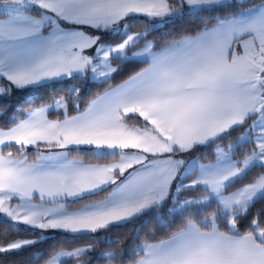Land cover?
Segmentation results:
<instances>
[{"label": "snow or ice", "instance_id": "snow-or-ice-1", "mask_svg": "<svg viewBox=\"0 0 264 264\" xmlns=\"http://www.w3.org/2000/svg\"><path fill=\"white\" fill-rule=\"evenodd\" d=\"M204 15L215 23L195 34L148 39ZM113 61L147 66L82 110L73 87L0 127L8 224L0 254L40 244L50 231L96 234L171 199L169 214L187 216L179 230L102 253L107 264H264V218L240 231L264 199V0H0V97L89 76L107 81ZM236 128L235 144L217 143ZM209 144L215 161L189 159ZM190 190L203 195L180 198ZM95 247L53 249L45 264H91Z\"/></svg>", "mask_w": 264, "mask_h": 264}, {"label": "trees", "instance_id": "trees-1", "mask_svg": "<svg viewBox=\"0 0 264 264\" xmlns=\"http://www.w3.org/2000/svg\"><path fill=\"white\" fill-rule=\"evenodd\" d=\"M251 3H255V0H252ZM246 6L250 5L246 4ZM205 22L209 23V26H211L215 23V20L208 15L186 17L159 31L151 32L148 39L160 44L166 42L164 39L165 37H167V40H171L173 38H178L181 33L195 34V31L202 28ZM133 24L135 25L132 29L133 31H143L144 26L141 25L139 21H133ZM113 63L118 70L113 73L107 81H104L103 79L94 81L88 80L87 78L71 79L58 82L51 87L40 90L38 93L28 90H16L10 97H0V127H10L11 124L9 121L14 114L25 112L29 108L38 107L41 104H47L54 96H65L69 94L70 89L73 87L78 88L80 91L77 96H72L71 99L79 103L82 110L87 107L88 103L95 97L109 88L115 87L124 82L130 76L139 72L146 66V64L140 62L120 63L119 61H113ZM74 108L75 105L70 102L69 111L72 114H75ZM49 116L57 118L55 112H51ZM135 122V120H132V123ZM237 130H240V128H237ZM234 133L235 132L232 131L227 139L221 141L225 143L228 140L234 139ZM250 147V144H245L243 148L238 150V154L246 151ZM208 156L209 155H206L205 157ZM238 186L240 185H236V187ZM199 192L200 191L190 190L184 191L182 194L183 198L188 196L195 197ZM100 197H103V195L95 197V199ZM165 207H167V205L158 208L156 211L145 213L130 223L113 226L108 229L106 233L101 234V237H99L97 233L73 236L72 234L58 232L56 236L45 239L42 243L17 254H0V264H45V260L53 249L63 247L71 250L75 247L91 243L96 244L95 250L85 259L89 260L91 264H107V261L102 257V253L119 250L128 253L132 246L138 244L141 240H152L153 238L161 239L178 231L187 219V216L181 214L169 215L168 208L166 209ZM189 211L194 210L190 209ZM257 215L264 218V199L258 200L249 209L247 217L240 221V231H245L250 225L253 217ZM196 219H201V217H196ZM159 220H162L163 223L159 222ZM7 228L8 224H6L3 218L0 217V233H3ZM19 238H24L23 232ZM112 241H118L119 243L114 244L111 243ZM68 264H76V262L74 260H69ZM113 264H115V262H113Z\"/></svg>", "mask_w": 264, "mask_h": 264}, {"label": "rangeland", "instance_id": "rangeland-1", "mask_svg": "<svg viewBox=\"0 0 264 264\" xmlns=\"http://www.w3.org/2000/svg\"><path fill=\"white\" fill-rule=\"evenodd\" d=\"M142 46L143 45L141 44L140 47H142ZM89 51H91V50H89ZM112 66L115 67L114 63H112ZM87 79L88 80H94L90 76ZM100 80H102V79H100ZM94 81H98V80H94ZM251 123H252L251 120L248 121V124H251ZM233 132H235L234 133L235 134L234 139L228 140L225 143L220 140V141H217V143L220 144L221 146H226L228 144H235L237 142L238 137H240L243 134V130L240 128V130H236ZM215 149H216V144H209L207 146H199L196 150H194L191 154H189V159L194 157L195 159L199 160L201 163H209V162L215 161ZM206 155H209L208 158H205ZM231 190H234V188L230 189V191ZM196 191H198V190H196ZM201 195H203V193L199 192V194L197 196H201ZM188 197H191V196H188ZM180 198L181 199L183 198L182 192L180 193ZM164 205H167V207H165V208L166 209L168 208V210H169L170 208H172L173 202L171 199H169V200L165 201ZM157 209L158 208L153 209L152 211H156ZM168 214H169V211H168ZM159 222L163 223L162 220H159ZM107 231L108 230H103V231L98 232L97 234L99 235V237H101L102 236L101 234L106 233ZM57 233L58 232L50 231L49 238L56 236ZM62 233H64V232H62Z\"/></svg>", "mask_w": 264, "mask_h": 264}, {"label": "crops", "instance_id": "crops-1", "mask_svg": "<svg viewBox=\"0 0 264 264\" xmlns=\"http://www.w3.org/2000/svg\"><path fill=\"white\" fill-rule=\"evenodd\" d=\"M252 1V0H251ZM260 2V0H258V1H255V3H259ZM147 66V65H146ZM145 66V67H146ZM143 69V68H142ZM141 69V70H142ZM126 81V80H125ZM124 82H122V83H120L119 85H121V84H123ZM119 85H117V86H119ZM117 86H115V87H117ZM115 87H112V88H115ZM104 93V92H103ZM103 93H101L100 95H102ZM99 96V95H98ZM96 98V97H95ZM94 98V99H95ZM131 115V114H130ZM49 119H56V118H53V117H51V116H49ZM132 122V121H131ZM235 130H237V128L235 129ZM75 155V154H74ZM80 158H83V157H80ZM205 158H208V157H205ZM105 195H107V193L105 194ZM103 197H100V198H96V199H102ZM90 202V201H89ZM55 232H60V231H55ZM168 237V236H167ZM167 237H165V238H167ZM161 239H164V238H161ZM158 240V239H157Z\"/></svg>", "mask_w": 264, "mask_h": 264}, {"label": "water", "instance_id": "water-1", "mask_svg": "<svg viewBox=\"0 0 264 264\" xmlns=\"http://www.w3.org/2000/svg\"><path fill=\"white\" fill-rule=\"evenodd\" d=\"M255 1H258V0H255Z\"/></svg>", "mask_w": 264, "mask_h": 264}]
</instances>
